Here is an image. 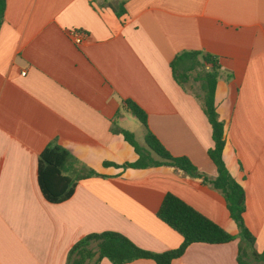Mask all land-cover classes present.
Wrapping results in <instances>:
<instances>
[{
    "label": "crops",
    "instance_id": "0c3cea01",
    "mask_svg": "<svg viewBox=\"0 0 264 264\" xmlns=\"http://www.w3.org/2000/svg\"><path fill=\"white\" fill-rule=\"evenodd\" d=\"M71 32L83 35L79 45ZM190 51L217 60L222 160L244 191L243 222L254 249L264 252V0H6L0 264H66L78 241L102 232L153 253L174 250L182 238L156 217L166 194L238 237L224 198L199 178L169 166L121 168L137 159L121 131L145 147V130L125 105L131 101L172 157L216 176L199 95L178 84L170 69L176 55ZM47 146L75 159L71 172L96 174L78 180L60 203L47 202L37 183L38 157ZM239 244H191L171 264H237Z\"/></svg>",
    "mask_w": 264,
    "mask_h": 264
},
{
    "label": "trees",
    "instance_id": "16d2710c",
    "mask_svg": "<svg viewBox=\"0 0 264 264\" xmlns=\"http://www.w3.org/2000/svg\"><path fill=\"white\" fill-rule=\"evenodd\" d=\"M5 4L6 0H0V26L3 22ZM113 10L117 16L123 13L121 4ZM170 69L178 84L186 85L190 79L200 91L202 111L211 129L212 148L208 150L207 156L215 167L216 176L208 178L200 174L185 157H172L147 129L144 112L131 101H125V105L145 130V147L140 148L131 133L121 131L124 140L133 147L137 155L135 162L123 164L121 168L146 169L169 166L210 185L224 198L229 218L238 229L240 244L236 258L237 264H264V252H256L254 238L243 222L244 191L230 176L222 160L224 125L219 119L214 103V93L219 77L217 60L204 52H182L174 57L170 63ZM75 165V159L57 146H47L40 153L37 161V183L47 202L65 201L71 197L78 180L96 176L92 171L80 174L72 169L71 172L70 169ZM156 217L180 235L182 242L178 248L163 253H153L137 247L119 233L102 232L90 234L78 241L70 249L66 264H84L89 260L98 264L102 259L108 260L111 264H127L139 259L151 260L155 264H171L174 259L181 257L191 244H226L237 238L171 194L163 197Z\"/></svg>",
    "mask_w": 264,
    "mask_h": 264
},
{
    "label": "rangeland",
    "instance_id": "374dc122",
    "mask_svg": "<svg viewBox=\"0 0 264 264\" xmlns=\"http://www.w3.org/2000/svg\"><path fill=\"white\" fill-rule=\"evenodd\" d=\"M109 1H111L112 4L115 5V4H116V1H119V0H109ZM191 86H193V88H192ZM186 87H187L190 91H192V92H194L195 94H198V95H199L200 91L198 90L197 86H196L195 84H193V82H192L190 79L187 81V83H186ZM137 122H138V121H137ZM138 124H139V122L136 123L135 126H137ZM127 127H129V126H127ZM236 239L239 240L238 237H237Z\"/></svg>",
    "mask_w": 264,
    "mask_h": 264
},
{
    "label": "built area",
    "instance_id": "2783aa9c",
    "mask_svg": "<svg viewBox=\"0 0 264 264\" xmlns=\"http://www.w3.org/2000/svg\"><path fill=\"white\" fill-rule=\"evenodd\" d=\"M70 35L74 44L79 45L82 42L83 35L81 33L71 32ZM22 75H24V73H22Z\"/></svg>",
    "mask_w": 264,
    "mask_h": 264
}]
</instances>
